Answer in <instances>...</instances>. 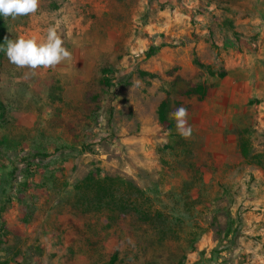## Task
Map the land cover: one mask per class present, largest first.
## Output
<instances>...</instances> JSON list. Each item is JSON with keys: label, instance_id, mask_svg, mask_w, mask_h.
<instances>
[{"label": "rangeland", "instance_id": "1", "mask_svg": "<svg viewBox=\"0 0 264 264\" xmlns=\"http://www.w3.org/2000/svg\"><path fill=\"white\" fill-rule=\"evenodd\" d=\"M58 20L71 60L0 61V264H264V0H40L6 34L43 41ZM189 84L212 94L185 139L157 113Z\"/></svg>", "mask_w": 264, "mask_h": 264}, {"label": "clouds", "instance_id": "2", "mask_svg": "<svg viewBox=\"0 0 264 264\" xmlns=\"http://www.w3.org/2000/svg\"><path fill=\"white\" fill-rule=\"evenodd\" d=\"M39 5L40 0H0V15L5 19L35 15L39 11ZM60 23L58 20L47 28L43 41L33 38L11 40L5 37V44L0 45V51L5 53L11 64L18 68H27L33 75L41 67L54 68L72 59V53L63 46L64 40L59 34ZM25 78H28V73H25ZM139 84V81H135L133 86L138 87ZM171 115L175 118L176 128L181 137L190 139L193 130L187 123V109L181 106Z\"/></svg>", "mask_w": 264, "mask_h": 264}, {"label": "trees", "instance_id": "3", "mask_svg": "<svg viewBox=\"0 0 264 264\" xmlns=\"http://www.w3.org/2000/svg\"><path fill=\"white\" fill-rule=\"evenodd\" d=\"M5 37L8 39H11L6 34V25H5V18L0 15V45L5 44ZM12 40V39H11ZM5 53L0 51V61L3 60L5 57ZM112 74H113V68L110 64H104L100 68V75L101 78L99 80L98 86L96 88H91L86 91L84 95V108L86 112L89 115V118L96 121L98 117V113L102 107V104L104 101L110 102L112 100V94H111V86H112ZM223 76V74H220ZM212 94V88L211 86H208L206 84H189L185 88H182L177 93V98L175 100H171L168 96L163 100V102L160 105V108L158 110V121L161 125V127L165 131H175L176 123L175 121L170 117V111L173 106L179 108L181 106L185 107L187 110L191 109H199L201 103L206 99L209 98ZM195 99L196 104L192 105L189 103H186L187 100ZM5 120V105L0 100V122H4ZM43 157H45L46 153H41ZM26 177L32 176V173L30 169H26ZM11 175H14V173H11ZM96 190V201H104L107 205L111 206V209H116L119 205L122 206L119 199L116 198L114 194L113 189H109L105 187V184L98 183L97 186H95ZM90 200L86 198L81 199V204L86 205ZM129 209H132V206H129ZM136 210V209H135ZM7 226L5 222L0 225V245L4 242H9L8 240V231ZM116 260V256H112L109 264H113Z\"/></svg>", "mask_w": 264, "mask_h": 264}]
</instances>
